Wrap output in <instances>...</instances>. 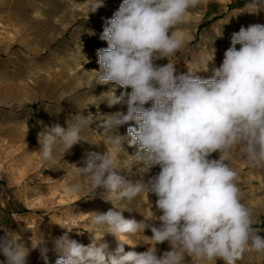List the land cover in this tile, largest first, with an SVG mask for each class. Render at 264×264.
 <instances>
[{"label":"clouds","instance_id":"1","mask_svg":"<svg viewBox=\"0 0 264 264\" xmlns=\"http://www.w3.org/2000/svg\"><path fill=\"white\" fill-rule=\"evenodd\" d=\"M200 3L123 0L106 21L100 39L108 46L97 49L99 69L91 70L85 87L111 82L131 91L116 95L113 87L80 108L106 100L110 107L126 105V112L103 117L101 127L111 150L86 152L84 166L76 168L87 180V198L97 195V190L110 194L106 199L128 203L146 196L150 210L140 221L123 216L126 206L90 213L85 230L91 233V242L84 245L65 232L54 240L55 264H216L217 260L237 264L246 252L264 253L256 213L244 202L239 171L230 163L231 156L238 154L253 168L264 170V24L241 26L232 33L231 46L211 77L195 73L207 71L214 48L201 63L187 65V73L177 75L176 62L169 57L187 47L189 38L181 26ZM256 3V12L264 10V0ZM101 6L102 0H94L90 11ZM221 35L222 31L216 37ZM161 58L168 62L156 64ZM149 102L151 106L145 107ZM99 118V114H76L67 128L54 124L39 136L41 159L51 162L49 168L60 167L54 153L59 151L62 160ZM129 122L134 124L127 127L126 136L114 134ZM125 140L137 147L126 163L120 158ZM155 166L159 172L145 179ZM133 167L139 177L135 181L121 174H130ZM82 190L81 183L66 186L69 193L79 195ZM149 194L156 197L154 211ZM72 227L79 225L66 228ZM145 230L151 236L144 235ZM105 233L118 240L114 252L103 242ZM141 235L148 237L141 241L149 245L147 250L125 251L124 245L135 244L130 239ZM19 240L12 232L0 236L3 264H27L32 250H38L48 264L42 233L37 230L30 237V247ZM164 242L169 250L158 255L157 245Z\"/></svg>","mask_w":264,"mask_h":264},{"label":"rangeland","instance_id":"2","mask_svg":"<svg viewBox=\"0 0 264 264\" xmlns=\"http://www.w3.org/2000/svg\"><path fill=\"white\" fill-rule=\"evenodd\" d=\"M93 2L0 0V236L5 231L12 232L20 237L18 242L30 247V237L38 230L46 241L48 264H55L54 240L65 232L84 245L91 242V233L85 230L90 213L126 206L123 216L140 221L150 210L146 196L128 203L106 199L110 194L97 190V195L87 198V180L79 176L76 168L84 166L86 152L104 154L111 150L101 127L103 117L117 111L126 112V105L110 107L106 100L98 106L89 104L80 108L94 99L92 96L98 101L102 93L113 87L116 95L131 91L111 82L95 84L90 89L85 87L91 70L99 69L97 49L108 46L107 41L100 39L106 21L123 0H102V6L92 12ZM256 11V0H201L181 26L189 38L187 47L169 57L170 62H176L175 74L187 73V65L201 63L214 48V60L207 63V71L195 73L202 78L211 77L212 70L221 66L224 53L231 46L232 33L238 32L241 26L264 24V10ZM221 31L222 35L216 37ZM239 47L237 44L236 48ZM167 62L166 58L155 61L158 65ZM150 106L151 102L145 105ZM89 113L99 114L100 118L81 133L82 140L62 160L59 151L54 153L60 167L49 168L51 162L43 161L39 154L40 134L54 124L67 128L76 114L87 116ZM129 124L134 122L119 126L114 134L126 136ZM122 148L120 158L126 163L137 147L129 146L125 140ZM212 155L216 157L215 153ZM230 163L239 171L244 202L256 213L255 227L261 229L258 234L264 237V170L253 168L238 154L231 156ZM158 172L159 167H153L145 179ZM121 174L133 181L139 178L136 167L130 174ZM76 183L84 184L85 190L79 195L66 191L67 185ZM155 200V195L149 194L153 211ZM75 224L79 228L72 227L71 231L66 228ZM144 235L151 236L150 230H145ZM147 239L143 235L132 237L129 242L135 244H125V251H146L149 245L141 241ZM103 242L107 243L109 252H114L118 240L111 233H105ZM157 249L160 255L169 250V245L164 242ZM4 260L0 254V264ZM27 264H44L38 250L30 251ZM216 264L223 261L217 260ZM237 264H264V253L246 252Z\"/></svg>","mask_w":264,"mask_h":264}]
</instances>
